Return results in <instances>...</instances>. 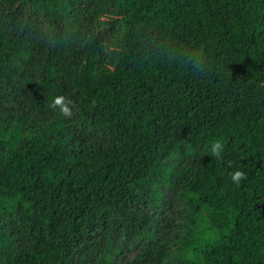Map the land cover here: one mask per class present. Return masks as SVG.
<instances>
[{
  "label": "trees",
  "instance_id": "1",
  "mask_svg": "<svg viewBox=\"0 0 264 264\" xmlns=\"http://www.w3.org/2000/svg\"><path fill=\"white\" fill-rule=\"evenodd\" d=\"M0 264H264V0H0Z\"/></svg>",
  "mask_w": 264,
  "mask_h": 264
},
{
  "label": "clouds",
  "instance_id": "2",
  "mask_svg": "<svg viewBox=\"0 0 264 264\" xmlns=\"http://www.w3.org/2000/svg\"><path fill=\"white\" fill-rule=\"evenodd\" d=\"M198 63L201 68L204 67V62L202 60L198 61ZM71 105H73V101L70 99H66V97L61 95V96H57L54 99L50 107L53 110L59 109V112L62 116L71 118L73 115L72 107H70ZM223 150H224V144L220 140H216L211 144L212 155L216 157H220ZM230 175L232 177V181L237 185H239L242 180L247 178V174L241 170H237L233 173H230Z\"/></svg>",
  "mask_w": 264,
  "mask_h": 264
},
{
  "label": "rangeland",
  "instance_id": "3",
  "mask_svg": "<svg viewBox=\"0 0 264 264\" xmlns=\"http://www.w3.org/2000/svg\"><path fill=\"white\" fill-rule=\"evenodd\" d=\"M6 95H10V91L9 90H5L4 91ZM17 102L16 100H14L11 96L9 99L5 100V102L3 103V109L4 110H12L17 106Z\"/></svg>",
  "mask_w": 264,
  "mask_h": 264
}]
</instances>
